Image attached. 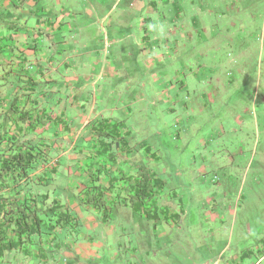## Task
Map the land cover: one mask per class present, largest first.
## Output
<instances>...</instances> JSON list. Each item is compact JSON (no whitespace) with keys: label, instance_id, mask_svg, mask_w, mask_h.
I'll use <instances>...</instances> for the list:
<instances>
[{"label":"rangeland","instance_id":"rangeland-1","mask_svg":"<svg viewBox=\"0 0 264 264\" xmlns=\"http://www.w3.org/2000/svg\"><path fill=\"white\" fill-rule=\"evenodd\" d=\"M28 2L3 0L0 14H11L16 31L4 25L0 37L25 38ZM118 7L113 25H143V17L149 35L135 29L119 47L131 84L123 75L95 78L87 100L107 108L106 118L125 119L132 134L115 153L135 154L140 183L146 176L153 192L129 224L121 217L132 210H115V236L92 264H264V0H124ZM98 21L104 37L111 20ZM49 71L45 65L41 82L56 90ZM163 91L172 104L159 100ZM71 140L42 143L59 154ZM50 156L49 167L59 158ZM124 176L112 187L131 185Z\"/></svg>","mask_w":264,"mask_h":264},{"label":"crops","instance_id":"crops-1","mask_svg":"<svg viewBox=\"0 0 264 264\" xmlns=\"http://www.w3.org/2000/svg\"><path fill=\"white\" fill-rule=\"evenodd\" d=\"M65 1L29 0L24 7L27 15L23 32L25 38H16L12 43L24 51L25 57L39 63L41 69L45 65L50 68L47 79L57 87L56 90H46L50 91L47 96L53 98V107L47 105L48 101L42 102L40 107L46 109L45 113L51 109L52 116L62 120V124L57 127V135L49 132L52 127L50 124L42 125L40 131L28 140H41V143L46 140L49 143L47 140H68L72 137V145L65 143L59 154L54 153L61 164L63 161L56 177L59 184L54 190L56 197L77 217L79 226L76 233L58 230L53 234L35 236L21 247L15 246L0 255V264H92L91 260L100 257L99 250L115 236L113 218L116 209L123 207L125 211L132 210L130 219L123 218L127 213L121 217L128 224L136 215L143 216L139 205L135 207L125 199L140 187L139 161L135 154L112 151L114 159L111 160V157L104 155L102 148L98 150V139L93 133L95 127L103 125L102 129L108 130L109 125L111 127V124L117 122L121 123L124 136H129L132 132L125 130V119L106 118L105 113L109 112L107 108L96 107L94 99L90 104L87 89L90 87L89 82L95 78L118 80L123 75L128 83L131 81L133 76L125 67L124 56L119 53V47L124 46L128 39L136 37L133 34L135 29L138 33H141L140 30H147L146 34L149 35L146 20L142 17L143 25H135L136 28L122 21H118L119 25H113L112 15L124 0H116L111 6H105V0L87 1L90 2L88 5H84L82 0H77L81 3L75 5ZM147 12L154 15L155 8L149 7ZM82 18L88 19L89 23L83 24ZM130 18L133 17L128 19ZM98 20L104 24L111 20L107 26L109 33H105L104 37L101 28L96 25ZM2 33L0 28V35ZM0 39L5 43L6 38L1 36ZM13 56L16 60L21 54L17 51ZM87 56L89 59H86ZM132 64L138 65V62ZM51 65L55 67H50ZM86 71L89 72L88 75ZM94 98L98 100L100 97L96 95ZM158 98L162 103L172 104V95L165 91ZM123 114L126 119L131 118L126 111ZM63 128H70V131L64 132ZM39 133L44 136H39ZM116 154L119 159H116ZM130 160L135 162L134 165L128 164ZM124 175L129 177L131 185L125 184L124 180L122 183L115 182L116 187H112V182ZM97 176L99 179L95 181ZM129 189H132L131 192H128ZM86 191L89 195L94 191L96 194H103L105 206L85 205L82 200ZM105 209L108 214L106 217ZM172 216H175L173 212Z\"/></svg>","mask_w":264,"mask_h":264},{"label":"trees","instance_id":"trees-1","mask_svg":"<svg viewBox=\"0 0 264 264\" xmlns=\"http://www.w3.org/2000/svg\"><path fill=\"white\" fill-rule=\"evenodd\" d=\"M2 5L3 0H0V7L4 8ZM10 16L8 11L0 14V28L6 25L16 31L11 28L16 21ZM5 43L0 39V255L15 246L21 247L35 236L58 230L76 233L79 226L77 217L55 195L56 177L63 161L61 164L56 159V164L49 167V157L54 154L51 148L41 141L28 140L42 125L50 124L51 130L58 132L57 127L62 124L59 117L52 116L51 109L46 113L45 108L40 109L42 99L53 100L46 91L50 84L41 82L43 69L39 63L25 57L24 51L15 47L11 38H6ZM17 51L21 56L15 60L13 55ZM33 69L41 81L35 80L37 76L32 77ZM7 92L10 99L3 96ZM102 126L95 127L93 132L98 139V150L102 148L104 155L113 160L112 151L128 146L122 126L119 122L109 125L108 130ZM63 131L69 132L70 128H63ZM97 179L98 176L94 178ZM139 186L138 191L125 199L143 210L145 203L152 199L153 191L146 176ZM103 196L95 191L89 195L86 191L82 202L105 206ZM107 215L105 209L104 216Z\"/></svg>","mask_w":264,"mask_h":264}]
</instances>
